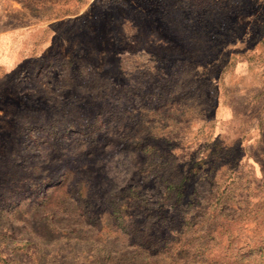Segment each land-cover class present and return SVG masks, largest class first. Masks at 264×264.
Listing matches in <instances>:
<instances>
[{
  "label": "rangeland",
  "instance_id": "obj_1",
  "mask_svg": "<svg viewBox=\"0 0 264 264\" xmlns=\"http://www.w3.org/2000/svg\"><path fill=\"white\" fill-rule=\"evenodd\" d=\"M0 264H264V0H0Z\"/></svg>",
  "mask_w": 264,
  "mask_h": 264
}]
</instances>
